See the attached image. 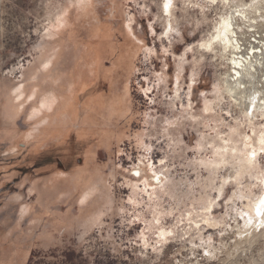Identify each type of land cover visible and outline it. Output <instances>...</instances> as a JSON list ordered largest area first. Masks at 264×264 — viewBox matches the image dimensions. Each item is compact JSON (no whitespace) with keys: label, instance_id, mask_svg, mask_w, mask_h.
I'll return each instance as SVG.
<instances>
[{"label":"rangeland","instance_id":"rangeland-1","mask_svg":"<svg viewBox=\"0 0 264 264\" xmlns=\"http://www.w3.org/2000/svg\"><path fill=\"white\" fill-rule=\"evenodd\" d=\"M194 1L208 20L179 11L167 40L160 0H0V264H264V222L248 211L264 171L238 175L253 132L228 96L216 101L220 61L183 56L222 7ZM227 136L237 151L216 167ZM154 174L162 184L145 189ZM159 212L175 230L165 245Z\"/></svg>","mask_w":264,"mask_h":264},{"label":"bare ground","instance_id":"bare-ground-1","mask_svg":"<svg viewBox=\"0 0 264 264\" xmlns=\"http://www.w3.org/2000/svg\"><path fill=\"white\" fill-rule=\"evenodd\" d=\"M177 1L182 2L181 8L177 6L176 4ZM244 1L245 0H241L240 2L237 3L235 2V0H216V4H217L216 6L211 5L208 2L210 7L215 6L216 9H217V6L220 5V7H222V10L220 12L222 13H220V15L219 13L216 14V17H219V18L218 19L216 18L217 19V20L215 19L216 21L213 19L214 23L212 25V28L208 31L206 35L203 36L201 40L187 47L185 52L183 53V56L185 55L186 57V55L189 53L193 54L195 56L194 62L197 65L203 62H207L208 60L220 61L218 65L221 66L222 68L224 67V69H227V70L224 73H220L218 75L217 92L219 93V95L217 94L216 101L217 103H221V101L225 99V96L226 97L228 96L230 98V103H232L234 107L240 108L241 113L248 121L247 122L249 125L248 127L251 128L253 134H255V136L258 138L261 130L264 129V127L263 128H261V126L258 127L254 123V120H256L258 116H262L264 118V0H251L249 2L250 4ZM168 3H169V0H160L159 6H160V11L162 14L161 17L163 20V24H164L163 26L165 30L164 34L161 35L162 37L160 39L165 38L167 40H170V37L172 36L173 32L176 31L177 23L179 21V18L181 17V16L180 17L178 16L179 11H181L185 17L191 18V9L194 6H195L194 8H197L196 6L198 5L199 7L198 9L201 10L200 14L202 13L201 17H202L203 22H206V20H208V17L205 13L206 9H204V6H205L204 4L203 6L202 4L197 3L194 0H170V6L168 8H165V5ZM196 21L199 25V19ZM63 22L64 21L62 20V16L60 14L57 17L56 25L54 24L55 26L53 27L57 29L60 26H62V24H64ZM233 32L235 33V37H232L231 39H229L227 45L221 44L219 41H217L214 38V36H219L221 40H224L225 38L231 36ZM54 34H55L54 31H50L49 33L50 36ZM49 35L47 36L49 37ZM201 45H204V47H201ZM209 48H211V51H209ZM178 59H180V57H178ZM51 62H52V59L46 60V63L44 65L45 69L50 67ZM180 63H179V68H180ZM177 73H179V70L177 71ZM53 103H54V99L50 100L49 102H42L41 105H39V107L35 108L34 116L36 117L39 116L40 113H42L44 109L52 108ZM212 105L213 103L207 104L203 112L205 113V111L206 112L209 111L210 113L214 109ZM237 129L238 127H236V130ZM229 134H232V133L229 132ZM239 134L242 135V133H239ZM230 137L232 136L230 135ZM230 137H228L229 139L228 141H224V145H219L217 147V151L213 152L219 158L214 160L211 163L212 165H215L216 167H220L224 165L226 163L225 154L228 153L229 151H237V147L232 145L234 142L232 139H230ZM230 142H231L232 147H229ZM234 144H237V143H234ZM243 145L246 147L245 154L243 155V157L240 156V158L238 159L240 162V165H239L240 171L238 174L240 178L241 177L243 178L245 173H248L251 169L254 168V167H251L249 164L250 156L248 155L249 153L248 146L251 145V147L253 148L258 147L256 143H253L252 137L246 136V135L244 136ZM232 156L234 158V154ZM207 163L208 162L206 163L202 162L201 164L204 165ZM205 166H208V165H205ZM152 171H155V170L152 169ZM135 173H139V175H136V177L134 176L137 179V181L131 183V188L134 192L137 193V191H139L140 189L138 182L143 179L141 168L140 167L137 168L135 170ZM159 175L160 174H156V175L154 174L152 176V181H151L152 183H149L148 180L145 181L144 183L145 189L147 187L155 188V185L157 186L161 185L162 179L159 177ZM236 180H238V177H236ZM148 195L149 197L152 196V194H148ZM156 198H158V196ZM248 208H249L248 211L252 213L251 215H253L255 213V204L254 205L249 204ZM248 211L246 214H249ZM163 214L164 213L162 212L157 213V215L153 218V221H152L153 227L158 230L157 243L161 245L166 243L171 235H175L174 229L172 228L167 229L163 225L162 223ZM251 215L250 214L247 215L250 217L249 221H251L252 219ZM189 216L190 217L188 221H193V223L198 226V223L194 221L193 218H191L192 213H189ZM261 220L264 222V217H262ZM155 222L157 223L156 226L154 224ZM207 223L211 225H216L215 221L211 223L210 218H207ZM141 238H142L143 245L149 246L150 237L145 232H142Z\"/></svg>","mask_w":264,"mask_h":264},{"label":"snow or ice","instance_id":"snow-or-ice-1","mask_svg":"<svg viewBox=\"0 0 264 264\" xmlns=\"http://www.w3.org/2000/svg\"><path fill=\"white\" fill-rule=\"evenodd\" d=\"M208 2L211 5H216V0H208ZM169 6H170V0H169V3L165 5V8H168ZM212 10L215 11L216 8H213ZM232 37H235L234 32L231 34V36L225 38L224 40H221L219 36H214V38L217 41H219L221 44H224V45H227L229 39H231ZM201 47H204V45H201ZM209 51H211V48H209ZM252 139H253V143H256L258 147L253 148L251 147V145L248 146L249 147L248 155L250 156L249 164L251 167H255L256 165H259L261 170L264 171V129L261 130L258 138L255 136V134H253ZM185 140L187 141L188 144H194V139H189V137L185 136ZM205 147L211 148V145L206 144ZM196 151H197V148L193 147L192 153L190 154L195 155ZM136 175H139V173H136ZM224 175L235 177L237 176V173L225 172ZM228 184H229L228 180L224 181V185H228ZM252 186L255 188V199H256L255 215L258 217H264V182H261L258 185L253 183ZM221 187L223 188V185ZM235 188H236L235 183H232L231 186L227 188L228 196L232 195ZM228 196H226L225 199H227ZM221 203H223V201Z\"/></svg>","mask_w":264,"mask_h":264}]
</instances>
